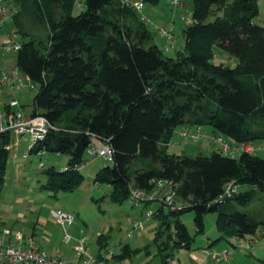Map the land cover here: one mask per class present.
I'll return each mask as SVG.
<instances>
[{"label":"trees","instance_id":"16d2710c","mask_svg":"<svg viewBox=\"0 0 264 264\" xmlns=\"http://www.w3.org/2000/svg\"><path fill=\"white\" fill-rule=\"evenodd\" d=\"M181 1L189 3L194 23L183 27V46L174 57L164 54L140 16L120 0H12L17 11L9 22L21 42L15 67L36 90L30 114L52 127L29 153L67 158L61 171H42L41 188L76 191L92 139L112 151L110 166L93 179L110 188L112 203L133 201L132 191L159 196L152 182H170L172 207L158 197L133 201L157 204L150 217L158 220L153 245L159 264H172L175 251L191 250L194 238L180 221L187 212L194 214L197 234L204 232L205 215L216 214L220 236L209 247L225 241L233 251L253 250L251 237L264 238V215L257 220L241 211L264 193L261 150L227 157L214 149L192 156L167 146L180 131L197 127L233 144L264 142V26L257 23V0ZM76 4L83 8L74 16ZM10 145L11 136L0 135V193ZM229 184L235 192L219 201ZM242 185L255 190L238 193ZM98 244L96 258L103 260ZM122 251L118 257L130 255L128 247Z\"/></svg>","mask_w":264,"mask_h":264},{"label":"rangeland","instance_id":"374dc122","mask_svg":"<svg viewBox=\"0 0 264 264\" xmlns=\"http://www.w3.org/2000/svg\"><path fill=\"white\" fill-rule=\"evenodd\" d=\"M163 2L159 0L157 5ZM185 3L189 6L187 1ZM257 5L259 13L257 23L264 26V0H257ZM82 8L74 7L72 14L78 15ZM149 9L150 4H146L143 15L150 16ZM148 19L152 24L148 25V28L154 36V41L164 52L167 43L155 28H168L169 26H159L149 17ZM177 24L180 26L179 23ZM9 28V23L4 25L1 33L4 34L6 31L3 32V30ZM181 44L182 39L177 35L175 46L181 47ZM164 54L174 57L175 50L164 52ZM219 58L224 59L228 66L234 65V59H225L223 54H220ZM0 66L5 71L12 70L15 67L14 55L1 57ZM35 93L36 90L25 88L15 94L22 105L23 113L27 115L33 109L32 101ZM2 97L0 109L7 100L6 93ZM178 131L177 128L176 132ZM206 131L207 135L197 144L181 141L176 137L174 139L176 146L172 148V151L192 156L198 153L211 154L215 148L211 145L209 130ZM30 139L28 133L21 138L11 136L5 184L0 193V234L6 228L8 232L18 229L17 234L22 233L24 238L32 237L38 240L41 248L49 254H55L58 251L68 263L79 261L73 250L76 244H82L88 255L97 257L100 241L102 246L100 254L106 264H159L156 247L153 245L158 220L155 217L145 220L146 214L157 208L156 203L136 204L131 200L121 205L112 203L109 200L110 188L93 182L94 176L111 163L97 157L90 158L86 153L85 158L89 162L80 170L84 180L76 191L52 193L44 190L41 188L45 180L42 171L52 166L61 171L67 163V158L64 155L52 153H44L42 157L38 154H30ZM257 156L264 158V152H258ZM249 190H255V188L247 185L238 187V193ZM154 197L159 196L154 195ZM259 197L260 199L257 198L249 207L241 208V211L257 220L262 219L264 215V193H261ZM52 210H59L73 218V223L65 229L66 235L70 237L68 243L64 241L65 232L52 216ZM193 219V212L180 216V221L186 226L194 241L191 244V250L175 251L172 264H264V238L258 241L253 250L241 246L233 251L225 241L209 247L208 245L220 236L215 229L216 214L205 215L204 232L201 234L196 233ZM137 222L143 223L142 230L133 229ZM230 242L237 244L234 239H230ZM124 247H128L130 255L120 258L118 256L123 253ZM221 250L233 251V255H230L227 261L213 263L211 251ZM110 252L114 255L113 257L109 254Z\"/></svg>","mask_w":264,"mask_h":264},{"label":"built area","instance_id":"2783aa9c","mask_svg":"<svg viewBox=\"0 0 264 264\" xmlns=\"http://www.w3.org/2000/svg\"><path fill=\"white\" fill-rule=\"evenodd\" d=\"M12 0H0V58L6 56L15 55L21 48V42L18 39V35L13 28H9L4 34L1 33L5 24L9 23L12 16L16 13V8L11 3ZM121 4L133 10L140 16L142 22L147 26L152 25L150 20L143 15L146 3L144 0H120ZM168 3L170 10L184 9L181 0H165ZM77 7L80 4H76ZM180 21L184 26H189L194 23L191 12L188 8L184 9ZM157 33L165 39L167 46H165L164 52L175 49V37L173 29L168 28H155ZM4 37V40H3ZM25 88L35 90V86L28 77L22 74L16 67L10 71H5L0 66V99L6 93L7 100L4 102L3 107L0 109V135L7 134L16 138H21L25 134H30L31 145L42 141L46 136L49 129L52 127L46 122V120L40 116L31 114H25L22 110V105L15 97V94ZM207 133L201 127L194 128L192 130L185 129L178 134L179 139L198 143ZM211 145L227 157H237L242 153L255 155L258 151H264V142L258 145L252 143H237L233 144L228 142L222 136L210 137ZM175 142H169L167 146L174 147ZM11 147V145L9 146ZM10 149V148H9ZM44 151L39 152V156L44 155ZM88 155L91 158H101L105 161L111 162L112 151L106 144L101 143L99 140L92 139L88 148ZM26 157V155H24ZM155 187V191L159 192V201L164 202L167 206H173L174 191L170 182L164 180H155L152 182ZM236 190L234 184H229L226 188L225 194L219 199L230 198ZM131 199L136 202L153 201L154 195L146 194L143 191H132ZM52 216L57 221V224L63 229L65 226H69L73 223V218L69 214H65L61 211L51 212ZM150 213H147L146 220L150 217ZM143 223L137 222L134 224V230H142ZM6 235L10 233L8 230L4 231ZM260 238L258 236H252L249 244L256 245ZM64 241L68 243L70 237L64 235ZM75 255L79 259L76 263L66 262L61 254L57 251L55 254H49L46 250L41 248L39 241L29 237L24 238L21 234L14 236V244L0 247V264H106L104 259L98 260L96 257L88 255L82 246V244H76L73 248ZM211 259L214 262L221 260L227 261L230 257V253L222 250L211 251ZM112 256V253H109Z\"/></svg>","mask_w":264,"mask_h":264},{"label":"crops","instance_id":"0c3cea01","mask_svg":"<svg viewBox=\"0 0 264 264\" xmlns=\"http://www.w3.org/2000/svg\"><path fill=\"white\" fill-rule=\"evenodd\" d=\"M163 1L164 2L161 5L160 4L157 5L158 2L153 4V5H150V9L148 10V12L150 13V16L145 15V14L144 15L147 18L149 17L151 19V21L158 23L159 26H170L173 29L175 39H176L177 35L180 36V38L182 39L181 31H182L184 25L180 21V18L185 11L184 9L188 8V10H189V7L186 3L183 2L184 9L181 8V9L170 10L168 3L165 0H163ZM177 23H179L180 26H178ZM7 30L8 29H4L3 32L7 31ZM182 46H183V40H182L181 47L175 46L174 50L180 49V48H182ZM177 146H179V145H177ZM20 217H21V215H20ZM6 230H8V229L7 228L3 229V232L0 234V247L14 244V236L17 234L16 231H18V229H13V231L9 230L10 231L9 235H6L4 233V231H6ZM18 233H20V232H18Z\"/></svg>","mask_w":264,"mask_h":264}]
</instances>
